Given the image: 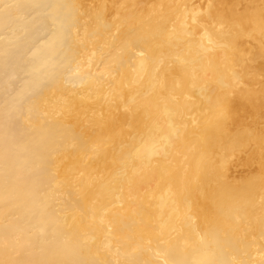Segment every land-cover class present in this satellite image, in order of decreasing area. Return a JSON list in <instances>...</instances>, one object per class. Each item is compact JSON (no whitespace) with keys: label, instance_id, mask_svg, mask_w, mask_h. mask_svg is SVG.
I'll use <instances>...</instances> for the list:
<instances>
[{"label":"bare ground","instance_id":"1","mask_svg":"<svg viewBox=\"0 0 264 264\" xmlns=\"http://www.w3.org/2000/svg\"><path fill=\"white\" fill-rule=\"evenodd\" d=\"M0 264H264V0H0Z\"/></svg>","mask_w":264,"mask_h":264}]
</instances>
